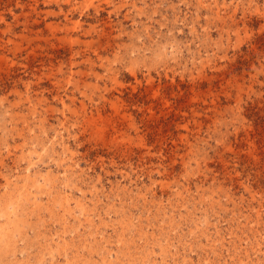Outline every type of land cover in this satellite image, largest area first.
Segmentation results:
<instances>
[{"label":"rangeland","instance_id":"rangeland-1","mask_svg":"<svg viewBox=\"0 0 264 264\" xmlns=\"http://www.w3.org/2000/svg\"><path fill=\"white\" fill-rule=\"evenodd\" d=\"M0 264H264V0H0Z\"/></svg>","mask_w":264,"mask_h":264},{"label":"bare ground","instance_id":"bare-ground-1","mask_svg":"<svg viewBox=\"0 0 264 264\" xmlns=\"http://www.w3.org/2000/svg\"><path fill=\"white\" fill-rule=\"evenodd\" d=\"M7 182H9V181H7ZM67 201V200H66ZM81 205H82V203H80Z\"/></svg>","mask_w":264,"mask_h":264}]
</instances>
